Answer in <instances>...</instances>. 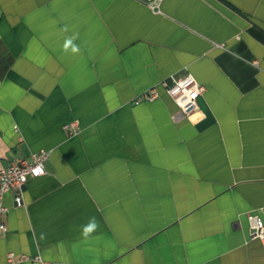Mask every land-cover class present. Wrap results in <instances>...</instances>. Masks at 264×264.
I'll return each instance as SVG.
<instances>
[{
	"label": "crops",
	"instance_id": "1",
	"mask_svg": "<svg viewBox=\"0 0 264 264\" xmlns=\"http://www.w3.org/2000/svg\"><path fill=\"white\" fill-rule=\"evenodd\" d=\"M40 149L0 264H264V0H0V167Z\"/></svg>",
	"mask_w": 264,
	"mask_h": 264
},
{
	"label": "built area",
	"instance_id": "2",
	"mask_svg": "<svg viewBox=\"0 0 264 264\" xmlns=\"http://www.w3.org/2000/svg\"><path fill=\"white\" fill-rule=\"evenodd\" d=\"M145 3L153 11H160L162 0H138ZM162 85L165 91L175 100L179 109L187 114L197 108V100L205 91V85L198 82L192 74H186L178 79L163 81ZM158 96V91L155 86L148 88L145 92L136 98V101L142 99L152 100ZM71 132L76 133V123L71 122L66 125ZM49 151L40 149L32 151L29 156H15L8 164L0 167V231L7 229L6 223L3 220V214L6 211V206L3 203V197L6 192L13 193V201L15 206H22L23 188L29 178L39 177L45 174L44 161L47 159ZM249 230L252 237L258 238L264 244V218L259 213H247ZM31 257L26 254H16L13 251L7 252L6 260L11 263L23 261ZM38 259L39 257H33Z\"/></svg>",
	"mask_w": 264,
	"mask_h": 264
},
{
	"label": "clouds",
	"instance_id": "3",
	"mask_svg": "<svg viewBox=\"0 0 264 264\" xmlns=\"http://www.w3.org/2000/svg\"><path fill=\"white\" fill-rule=\"evenodd\" d=\"M65 30H67V29H65ZM76 38H77V34H74L72 38L66 39L64 41L63 49H64L65 53L69 52V50L73 54H78L80 52L79 46L74 43V40ZM97 227H98V223L95 221V218L94 217L91 218V222L89 223V225L85 229V235H87L88 233L92 232Z\"/></svg>",
	"mask_w": 264,
	"mask_h": 264
}]
</instances>
